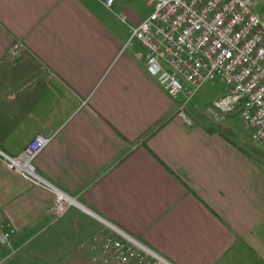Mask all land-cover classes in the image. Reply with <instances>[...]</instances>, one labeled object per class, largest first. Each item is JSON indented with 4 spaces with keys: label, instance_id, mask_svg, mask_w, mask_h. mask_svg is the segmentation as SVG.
<instances>
[{
    "label": "crops",
    "instance_id": "0c3cea01",
    "mask_svg": "<svg viewBox=\"0 0 264 264\" xmlns=\"http://www.w3.org/2000/svg\"><path fill=\"white\" fill-rule=\"evenodd\" d=\"M104 2L0 0V153L51 137L33 161L47 186L0 161V225L14 230L0 264H83L81 245L106 235L171 264H264L261 146L216 128L235 113L178 117L129 40L141 19Z\"/></svg>",
    "mask_w": 264,
    "mask_h": 264
},
{
    "label": "built area",
    "instance_id": "2783aa9c",
    "mask_svg": "<svg viewBox=\"0 0 264 264\" xmlns=\"http://www.w3.org/2000/svg\"><path fill=\"white\" fill-rule=\"evenodd\" d=\"M114 0H105L110 8ZM152 11L136 26L130 40L142 45L146 71L173 99H182L178 116L208 81L218 80L224 93L211 109L231 114L250 129L251 139L264 151V21L248 0H147ZM126 21L124 14L119 15ZM23 45L12 43L7 55H20ZM140 56V54H138ZM51 137L37 134L13 156L0 153V161L31 183L47 186L33 161ZM55 208L63 213L68 202L55 195ZM12 228L0 225V243L9 244ZM83 264H171L133 238L122 235L93 237L81 245Z\"/></svg>",
    "mask_w": 264,
    "mask_h": 264
},
{
    "label": "rangeland",
    "instance_id": "374dc122",
    "mask_svg": "<svg viewBox=\"0 0 264 264\" xmlns=\"http://www.w3.org/2000/svg\"><path fill=\"white\" fill-rule=\"evenodd\" d=\"M249 3L253 5L254 10L258 13L260 18L264 21V0H248ZM126 3V11L124 14L127 17V24L129 25L131 23V18H138L142 19L145 18L150 14L152 11V6L148 5L147 0H124ZM123 25H126L124 22H122ZM129 28V26H128ZM130 33V29H129ZM130 40V39H129ZM135 41H138L136 39H133ZM144 52V49H142V53ZM224 93V86L222 83H220L218 80L214 81H208L205 82L194 94V96L188 101L186 108L188 110H195L196 108L200 110H204L205 106L209 107L211 106L212 100L216 98L218 95ZM178 99H182V95L178 97ZM211 102V103H210ZM186 108L183 109V115L187 118V123H189L191 120L187 116ZM178 107L176 111V115L178 116ZM181 119H183L182 116H178ZM224 124L217 125L216 128L218 130L223 131L225 129V133L229 132L230 136H232L235 140L241 141L246 146L250 147H257V143H255L251 137H250V129L244 126L242 121L240 120V117L238 115V112H235L234 115L230 117L229 121L223 122ZM257 155H260V159L263 161L264 165V151L262 153H257Z\"/></svg>",
    "mask_w": 264,
    "mask_h": 264
}]
</instances>
